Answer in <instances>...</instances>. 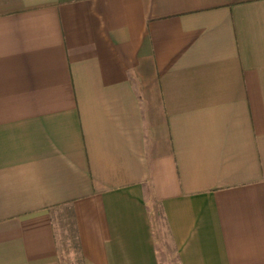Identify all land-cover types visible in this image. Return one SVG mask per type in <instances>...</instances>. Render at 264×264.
<instances>
[{"label": "crops", "instance_id": "0c3cea01", "mask_svg": "<svg viewBox=\"0 0 264 264\" xmlns=\"http://www.w3.org/2000/svg\"><path fill=\"white\" fill-rule=\"evenodd\" d=\"M64 205L78 264H264V0H0V264Z\"/></svg>", "mask_w": 264, "mask_h": 264}, {"label": "rangeland", "instance_id": "374dc122", "mask_svg": "<svg viewBox=\"0 0 264 264\" xmlns=\"http://www.w3.org/2000/svg\"><path fill=\"white\" fill-rule=\"evenodd\" d=\"M69 212L70 211L68 206L64 205V207L56 209L54 216L59 234L60 249L64 257V264H75L77 261V254L71 248L72 247L71 245L73 243L72 241H70V243L67 244L65 242L66 240L65 237L67 235L73 234V230H74L72 217Z\"/></svg>", "mask_w": 264, "mask_h": 264}]
</instances>
